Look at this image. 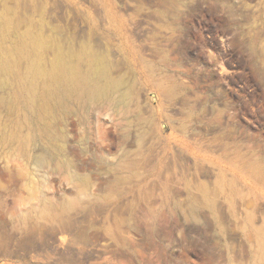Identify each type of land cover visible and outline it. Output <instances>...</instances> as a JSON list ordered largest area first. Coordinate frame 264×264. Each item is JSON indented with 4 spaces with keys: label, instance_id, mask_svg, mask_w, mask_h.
Masks as SVG:
<instances>
[{
    "label": "rangeland",
    "instance_id": "374dc122",
    "mask_svg": "<svg viewBox=\"0 0 264 264\" xmlns=\"http://www.w3.org/2000/svg\"><path fill=\"white\" fill-rule=\"evenodd\" d=\"M0 264H264V0H0Z\"/></svg>",
    "mask_w": 264,
    "mask_h": 264
},
{
    "label": "bare ground",
    "instance_id": "6f19581e",
    "mask_svg": "<svg viewBox=\"0 0 264 264\" xmlns=\"http://www.w3.org/2000/svg\"><path fill=\"white\" fill-rule=\"evenodd\" d=\"M50 87L42 95L41 113L54 118L58 108L71 113L75 105L82 103L106 104L126 109L128 98L120 93L118 82L100 64H93L85 73L65 71L61 66L53 70L50 76ZM32 89L35 90L34 86ZM51 125L46 127L52 132Z\"/></svg>",
    "mask_w": 264,
    "mask_h": 264
}]
</instances>
